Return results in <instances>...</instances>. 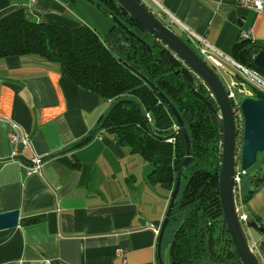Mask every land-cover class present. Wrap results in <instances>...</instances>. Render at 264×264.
Listing matches in <instances>:
<instances>
[{"label":"crops","instance_id":"crops-1","mask_svg":"<svg viewBox=\"0 0 264 264\" xmlns=\"http://www.w3.org/2000/svg\"><path fill=\"white\" fill-rule=\"evenodd\" d=\"M149 1L182 35L191 30L227 56L243 32L264 44V10L236 0ZM86 2L35 0L26 8L28 0H0V16L20 6L35 20L75 27L82 23L74 11L97 14ZM111 103L40 55L0 58V212L19 210L17 227L0 231V264H120L118 248L126 264H159L154 229L170 192L148 182L151 164L104 130L72 149ZM11 123L28 139L15 157ZM36 156L42 165L26 173ZM241 207L261 224L250 229L252 240H264V184Z\"/></svg>","mask_w":264,"mask_h":264},{"label":"trees","instance_id":"trees-1","mask_svg":"<svg viewBox=\"0 0 264 264\" xmlns=\"http://www.w3.org/2000/svg\"><path fill=\"white\" fill-rule=\"evenodd\" d=\"M94 1L107 7L152 48L143 46L113 22L101 35L85 24L68 27L35 20L25 8L19 6L0 16V58L40 55L58 63L62 76L73 83L111 100V106L100 118L97 128L76 142L72 149L85 145L97 131L104 130L113 135L119 145L127 146L131 153L140 155L150 163L152 169L147 177L148 182L159 185L171 194L185 156V144L181 133L175 129L176 121L167 104L142 75L152 81L179 111L192 145L193 160L182 169L184 175L180 190L164 231V234L166 231L171 234L169 262L241 264L229 238L221 209L217 176L218 127L203 99L208 98L213 102L211 96L198 78L165 47L155 42L114 0ZM150 8L171 28L163 13ZM181 38L199 55L188 37ZM263 49V43L240 37L234 43L230 57L264 75V70L253 63L254 55ZM177 70L181 72L177 73ZM182 77L202 97L196 95ZM235 81L244 82L238 74H235ZM246 89L250 96L264 99L263 92L252 87ZM234 91L236 101L230 100L235 119V155L238 160L242 144L239 100L245 94L236 89ZM75 165H78L77 160ZM241 174L240 171L239 176ZM251 195L247 191L236 190L240 206Z\"/></svg>","mask_w":264,"mask_h":264},{"label":"water","instance_id":"water-1","mask_svg":"<svg viewBox=\"0 0 264 264\" xmlns=\"http://www.w3.org/2000/svg\"><path fill=\"white\" fill-rule=\"evenodd\" d=\"M89 1L105 12L109 19L129 36L133 37L148 49L152 48V46L122 23L118 17L103 4L94 0ZM114 1L138 23L155 42H159L165 47L166 50L179 60L189 72L198 78L211 96L213 102L208 98L203 99L212 111L218 127V191L225 226L241 264H264V240H259L257 242V251L252 250L250 246L251 234L249 232V229L261 231L262 227L248 210L239 205L236 196V170L238 168L241 173L246 174L247 183H250L247 191L249 194H253L264 184V162L261 163V165L253 167L257 163L258 154L261 153L264 155V99L250 96V92L245 88L244 84L235 81V73L227 68H223V72L232 82V87L245 94V96L239 100V109L242 118V144L239 159L236 160L234 113L227 86L222 77H220L213 67L204 61L174 30L168 27L145 1ZM253 63L264 70V49L258 51L254 55ZM131 68L135 70L133 67ZM176 72L180 73L181 71L177 70ZM142 76L150 86L154 88L158 96L167 104V107L175 118L177 126L176 131L181 133L185 144V156L179 166L174 187L171 191L167 209L160 223L158 233V262L159 264H170L168 250H162L163 234L180 190L182 177L184 175L182 169L193 160L191 155L192 145L189 133L177 108L152 81L144 75ZM182 79L191 87L185 78L182 77ZM192 89L196 95L202 97L194 88ZM241 213L244 214L245 220H242ZM18 223V209L0 212V231L15 228Z\"/></svg>","mask_w":264,"mask_h":264},{"label":"built area","instance_id":"built-area-1","mask_svg":"<svg viewBox=\"0 0 264 264\" xmlns=\"http://www.w3.org/2000/svg\"><path fill=\"white\" fill-rule=\"evenodd\" d=\"M35 0H28L26 8H30ZM236 2L243 7H246L248 9H253L255 11H262L264 10V0H236ZM168 17L171 19L172 22L173 17L166 13ZM187 31V37L190 39V41H193L194 47L197 49L199 55L201 58L206 61L213 69L222 77L224 83L227 86L228 95L230 96L233 101H236V96L234 92V88L232 87V82L229 80L228 76L223 72V68H226V66H229L232 69V72L235 74H238V76L244 81V83L250 85L252 88L263 92L264 93V75L261 73L247 68L240 63L233 60L230 56H227L223 54L220 50H218L216 47L211 45L210 43L206 42L200 35L192 32L191 30L186 29ZM243 38H249L251 39V35L249 32H243L241 35ZM252 40V39H251ZM147 117L148 114H147ZM10 132L8 134L10 141L14 144V150L12 157H15L17 155L20 145L28 144V139L24 137H20L18 133V127L16 124L11 123L10 125ZM177 126H175V129ZM31 165H25L24 169L26 173H32L34 171H37L40 166L42 165V158L41 157H34L31 160ZM240 174V170H236V181L238 180ZM242 220H245L244 214L241 213ZM160 229L155 228L154 232L158 235ZM250 246L251 249L254 251H257V241L250 240ZM116 255L120 258V264H126L127 259L125 255L124 249L118 248L116 249Z\"/></svg>","mask_w":264,"mask_h":264},{"label":"rangeland","instance_id":"rangeland-1","mask_svg":"<svg viewBox=\"0 0 264 264\" xmlns=\"http://www.w3.org/2000/svg\"><path fill=\"white\" fill-rule=\"evenodd\" d=\"M78 2L81 1V3L85 4L87 3L86 1L90 2L89 0H77ZM146 2V4L149 7H152L154 9H156L155 5L149 1V0H143ZM91 3V2H90ZM91 7H93V9L95 11H97V14H91L88 11L85 10H80L79 11H74L77 16L75 15L76 18L81 20L82 24H85L93 29H95L99 34L103 35L107 32V30L109 29V26L112 24V21L109 19V17L107 16V14L105 12H103L100 8H97L94 4H89ZM157 10V9H156ZM102 20H105L106 26L103 25ZM166 21H168V24L171 26L172 30H174L178 35H180L181 37L185 38L184 35H182L180 33L179 30H177L170 22L169 20L166 18ZM108 25V27H107ZM192 44V43H191ZM192 46H194L192 44ZM232 71V70H231ZM245 88H251L248 84L245 83ZM235 92V91H234ZM242 93V92H241ZM236 94V93H235ZM244 94V93H243ZM264 162V155L259 153L258 157H257V163L254 165L258 166L261 165V163ZM185 181V180H183ZM250 184V183H249ZM249 184L247 183V179L246 176L244 174H241L238 177V180L236 181V190L238 192L240 191H248L249 189ZM250 232V229H249ZM171 234L169 231H166V233L164 234V240H163V250L166 251L167 249V245L169 244V240H170ZM251 239H252V235H251Z\"/></svg>","mask_w":264,"mask_h":264},{"label":"flooded vegetation","instance_id":"flooded-vegetation-1","mask_svg":"<svg viewBox=\"0 0 264 264\" xmlns=\"http://www.w3.org/2000/svg\"><path fill=\"white\" fill-rule=\"evenodd\" d=\"M225 82V81H224ZM169 245V244H168ZM168 245H167V247H168Z\"/></svg>","mask_w":264,"mask_h":264}]
</instances>
